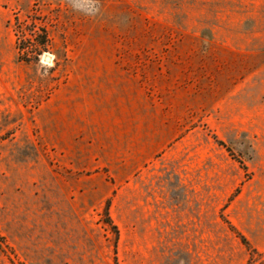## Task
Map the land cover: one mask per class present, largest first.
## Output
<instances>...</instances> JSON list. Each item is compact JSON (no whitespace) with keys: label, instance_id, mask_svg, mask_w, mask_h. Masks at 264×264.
I'll return each mask as SVG.
<instances>
[{"label":"rangeland","instance_id":"rangeland-1","mask_svg":"<svg viewBox=\"0 0 264 264\" xmlns=\"http://www.w3.org/2000/svg\"><path fill=\"white\" fill-rule=\"evenodd\" d=\"M0 264H264V0H0Z\"/></svg>","mask_w":264,"mask_h":264}]
</instances>
